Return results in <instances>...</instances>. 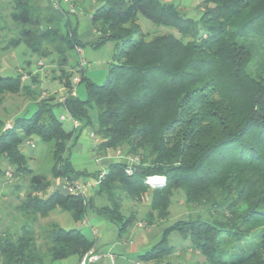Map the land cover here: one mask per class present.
<instances>
[{
    "label": "trees",
    "instance_id": "1",
    "mask_svg": "<svg viewBox=\"0 0 264 264\" xmlns=\"http://www.w3.org/2000/svg\"><path fill=\"white\" fill-rule=\"evenodd\" d=\"M90 1L91 27L99 36L94 45L114 43L104 82L97 85L82 75L86 98L78 99L70 87L73 72L62 69L63 102L53 97L36 101L31 115L15 118L0 133V166L5 162L13 175L28 177L29 192L17 211L35 222L53 209L67 212L74 222L95 215L121 232L135 213L122 215L124 199L148 205V225L167 218L171 196L181 190L185 203L206 209L208 218L173 222L140 261L163 264L190 249L203 257V264H264V0H202L198 21L162 0ZM9 3L10 20L19 29L2 49L22 45L44 59L45 45L51 44L58 65L67 64L69 51L80 46L69 19L54 14L45 0ZM60 9L65 17L72 15ZM139 17L175 29L178 36L145 33ZM31 85L22 84L20 74L0 76V96L24 93ZM56 106L92 128L98 153L119 150L136 159L131 165L125 159L112 161L85 202L58 190L41 198L38 193L50 181L27 166L30 158L22 151L26 142L38 139L51 147V178L65 183L79 178L69 162L74 131L63 128ZM91 108L96 110L95 129ZM152 176L163 182L147 184ZM21 229L0 233V264H40L45 257L79 260L95 244L76 228L49 224L48 242L42 245L33 229ZM171 233L186 247L168 245Z\"/></svg>",
    "mask_w": 264,
    "mask_h": 264
},
{
    "label": "rangeland",
    "instance_id": "2",
    "mask_svg": "<svg viewBox=\"0 0 264 264\" xmlns=\"http://www.w3.org/2000/svg\"><path fill=\"white\" fill-rule=\"evenodd\" d=\"M78 4L75 6L77 12H83V17L88 21L87 17L91 11L93 4L90 0H75ZM164 2L172 3L176 5L180 11L190 18L193 21H198L202 13V0H162ZM12 6L9 3V0H0V60L3 56L11 57L9 63L2 61L0 63V76L3 77H13L15 78L20 74V80L22 84H32L31 89L24 93L18 94H4L0 96V125H5L3 121L13 123L15 118L21 116L31 115L36 108V101L41 99H47L53 97L55 102L59 103L63 101V98L67 94V88L60 81V77L63 75L62 69L69 70L73 72L71 78V90L72 94L78 99H85V84L76 83L75 79H80L83 75L86 81L100 85L104 82L109 64L112 62L114 55V43L107 42L99 46H95L94 42L89 40L85 34L84 40L78 47L79 52L76 50H71L68 53L67 64L63 66L58 65L59 57L57 56L55 50L52 48L51 44L45 45V50L48 53L46 58H39L35 54H32L26 47L19 46L15 49L4 50L2 47L8 42L10 38L16 36L18 33V26L10 20V13L12 12ZM80 21V20H79ZM76 22V17H70V24L72 27H76L77 33L82 32L84 29L90 32V29L84 25L83 22ZM139 23L142 26V29L145 33L154 35L160 32H170L175 36H178V33L175 29L156 27L153 26L148 20L143 17H139ZM89 36V35H88ZM84 64L82 68L80 63ZM19 70V73H18ZM54 113L57 116L65 115L66 119L61 121L63 128L70 132L73 130V123L70 117L66 115V112L62 106L54 107ZM88 116L91 122L92 127L96 128V110L91 108L88 112ZM79 123V122H78ZM9 127H6L8 129ZM83 129L79 132V130ZM90 132H92L91 127L84 128V125L79 123L77 131V140L73 141V144L76 145L75 148H70V164L71 166L77 168L89 166L85 162V154L88 152V138ZM46 153L42 158H36L34 160L28 159L27 166L36 171L37 174H43L50 179L48 174L50 168L54 164L52 159L51 147L50 145H45ZM81 149H80V148ZM27 154L31 155L34 151L32 148H26ZM114 158L115 152L112 151ZM93 162V161H92ZM2 174L0 176V187L2 188V195L0 197V208L2 215V222L0 227L6 229L5 232L9 234H18L21 232L22 226L26 228L33 229L37 237L38 244H44L48 242L47 233L45 232L48 228V223L50 218L53 215H58V209H54L49 216L44 218H37L36 222L32 216H25L22 213L17 211V207L20 201L24 196L29 192L27 185V179L25 175L16 176L12 172L8 173L7 170H12L5 162L1 163ZM7 172V173H6ZM18 177V180H15ZM6 178H10L8 184L5 187H2L3 182ZM15 180V181H14ZM60 179H58L59 181ZM0 188V189H1ZM24 189H26L24 191ZM13 192H15L13 194ZM23 193L20 198L19 194ZM42 197L41 193H38ZM2 198V199H1ZM132 212L134 213V221L126 229L120 232V235L117 238V245L107 243L105 246V252H111L109 249L114 247L115 250L126 245H132L139 247L140 244L149 242V250L152 245L156 244L160 237L162 231L170 226L173 222L177 220H185L189 217L202 216L208 218V213L206 209L201 208H191L189 207L184 200V195L181 190L174 191L170 199V205L168 208V216L164 220H156L152 224L146 223V217L149 212L148 205L132 203L127 199L123 200L121 207V213L124 217H128ZM60 214V213H59ZM64 218L67 219V222L60 223L61 227L65 229L76 228L79 229L83 234H85L90 240H94L91 234L90 226H94L91 222L88 221L89 225L84 224V222H74L70 215L66 212L61 213ZM89 218V217H88ZM117 226V225H116ZM118 229V226L116 227ZM99 229V228H98ZM17 232V233H16ZM128 237H131V240L128 241ZM126 241V242H125ZM168 245L178 246L180 249L186 247V243H183L176 233H171L168 236ZM242 245V244H241ZM238 246V245H236ZM225 250L229 253L231 245L228 244L225 246ZM142 250V249H141ZM145 251L143 250V253ZM187 252V255H186ZM140 253V248H138L137 253H128L124 254L123 260L127 261V264H135L137 255ZM142 253V254H143ZM176 255L167 257L163 264L166 261H169L172 264L183 263L187 260V263H194L196 261L203 262V257L199 253L187 249L185 253L180 252ZM189 260V261H188ZM57 262V261H56ZM141 264H148L147 262L138 260ZM40 264H55V261L50 260L48 257H45ZM106 264H113V262H108ZM153 264V263H152ZM203 264V263H201Z\"/></svg>",
    "mask_w": 264,
    "mask_h": 264
},
{
    "label": "crops",
    "instance_id": "3",
    "mask_svg": "<svg viewBox=\"0 0 264 264\" xmlns=\"http://www.w3.org/2000/svg\"><path fill=\"white\" fill-rule=\"evenodd\" d=\"M45 4L50 8V10L54 14H56L60 18H63V20L69 19V21H70V17L73 16V17H76V22H78L80 20L79 22H83L84 25L90 29V32L87 31L86 29H84L82 32H79V34H78L76 27H74L75 31H76V34H75L76 35V39L79 41V43H82L81 40L82 39L84 40L85 34H87L86 36L89 37V40H91V41H95L96 42L98 40L99 36L93 31V29L91 27V22H90V16L89 15L87 17L88 21H86L84 19V17H83V15H84L83 12H77L75 7H74V13H72L71 16H69V17H65L64 16V14H63V12H62V10L60 8H62V6H63L65 8H67V10H69V8L71 6L70 2H67L66 0H59V7L56 8V9H54L51 6L50 0H45ZM10 59H11V57H9V56H6L4 58L2 56V58L0 60V63L2 61L9 63ZM18 73H19V70H18ZM3 122L5 123V125H2V126L0 125V133L3 132L6 129V127H10V125H11L10 122H6V121H3ZM82 130L83 129L79 130V132L82 131ZM72 131H74V142H76L77 136H78L76 133H77L78 129L75 130L73 128ZM88 138L90 139L89 141H87L88 145L90 146V148H88V152H86V154H85V157H86L85 162L87 164H90V165L89 166H85V167H80V168H77V169L75 167L71 166L73 171H74V173H75V175H78L79 176L78 179H80L82 181L83 180H87V179H93V177H92L93 174H99L100 172L105 171L107 169V167L109 166V164L112 161L116 160L114 158L112 152H108L106 154L98 153L97 145H98V142H99V138L96 135L94 136V138H91L90 135H89ZM45 145L46 144L41 143L38 139H31V140H29L28 142L25 143V145L22 147V151L26 155L27 154V151H26L27 149L26 148H32L34 151L31 153V155H26V156H28L32 160H34L36 158L40 159L46 153V148H45L46 146ZM75 146L76 145L72 144L71 147L75 148ZM69 162H70V155H69ZM9 171L11 172V170L8 169L7 172L10 173ZM35 173H36V171H35ZM15 180H17V178ZM48 180L50 181L49 186L44 191L40 192L42 194L41 198H46L48 195H50L52 192H54L56 190H58V191H60L62 193H65V189H64L65 182H63L62 179H60L58 181V179H53V178L50 177V179L48 178ZM4 181H7V182H3L2 187H5V185L9 183L10 178H8V179L6 178V180H4ZM25 190L26 189H24V191ZM2 191L3 190L1 188L0 189V197L2 195ZM14 193L15 192H13V194ZM19 195L20 196H17V198H20L23 195V193L20 192ZM0 208H2V207H0ZM53 210H51L47 214V216H49L50 213ZM59 213H58V215L57 214L53 215L52 218H50L51 220L48 223V225L49 224L58 225V224H60L62 222L64 223V221L67 222V219L64 218V216L61 215L62 211H59ZM1 214L2 213H1V209H0V223L3 221L2 218H1L2 217ZM88 217L86 219H84L82 222H84V224H86V221H87L86 225H89V223H88V221H89L92 224H94V226H90V229H91V227H94V228L97 229L98 234H97L96 240H94L95 248L98 251H101V252L107 254V256L104 257L98 264H106L107 261L108 262H113V264H127V261L123 260L124 254L125 253L128 254L130 252L131 253H137L138 252V248H140V253L137 255V259H136L135 264H141L140 262H137V261L139 260V256L143 253V250L146 251V249L149 248L148 247L149 244H150L149 242H147V243L145 242L143 244H140L139 247L135 246L134 244L132 245V243L130 245L129 244L128 245L124 244L125 246L119 248L118 250H115L114 247H112V248L109 249L111 251L110 253L109 252H105V250H106L105 246H106L107 243L113 244L114 246L117 245L116 242H117L118 236L120 235V232L116 228L117 226L115 224L110 223V222L104 220L101 217H98V216H95V215H89ZM58 226H60V225H58ZM61 228H63V227H61ZM63 229H65V228H63ZM69 229H74V228H69ZM5 230L6 229L0 227V233L1 232H5ZM130 240H131V237H128V241H130ZM77 263H78V259L74 258V257L67 258V259H64V260H55V264H77ZM147 263L148 264H152V262H147Z\"/></svg>",
    "mask_w": 264,
    "mask_h": 264
},
{
    "label": "built area",
    "instance_id": "4",
    "mask_svg": "<svg viewBox=\"0 0 264 264\" xmlns=\"http://www.w3.org/2000/svg\"><path fill=\"white\" fill-rule=\"evenodd\" d=\"M67 2H71L72 0H66ZM51 6L56 9L59 7V0H50ZM69 12L72 14L74 13V7L70 6L69 8ZM77 52H79L78 48L76 49ZM81 67H84V64L81 62L80 63ZM80 79H75L76 83H79ZM63 102V101H62ZM66 112V115L68 117H70V119L72 120L73 123V128L76 130L79 127V123L78 121L74 120L68 113V111L66 109H64ZM66 119L65 115H61L59 117L60 121H64ZM91 138H94V133H90L89 134ZM115 156H116V160H122L125 159L126 162L128 163V165L133 164L134 162H136V159L131 158V157H126L123 155V153L119 150L115 151ZM127 172H130V170L128 169ZM104 171L100 172L97 176L96 179H87V180H72V181H68L65 183L64 185V189H65V193L71 196H78L81 197L83 199V202H85L86 198L92 193V191L98 186V183L100 182L101 178L104 176ZM154 178H159L160 182H154ZM163 182V178L162 177H158V176H152V177H148L146 179V183L149 185H156ZM87 224V221H86ZM91 234L93 236V239L96 240L98 231L96 228L91 227ZM107 254L98 251L95 248V244L92 248H90L79 260L77 264H98L104 257H106Z\"/></svg>",
    "mask_w": 264,
    "mask_h": 264
},
{
    "label": "bare ground",
    "instance_id": "5",
    "mask_svg": "<svg viewBox=\"0 0 264 264\" xmlns=\"http://www.w3.org/2000/svg\"><path fill=\"white\" fill-rule=\"evenodd\" d=\"M154 182H157V183L160 182L159 178H154Z\"/></svg>",
    "mask_w": 264,
    "mask_h": 264
}]
</instances>
